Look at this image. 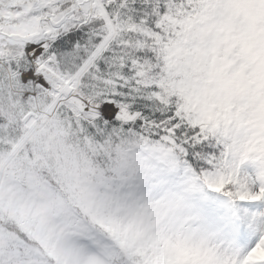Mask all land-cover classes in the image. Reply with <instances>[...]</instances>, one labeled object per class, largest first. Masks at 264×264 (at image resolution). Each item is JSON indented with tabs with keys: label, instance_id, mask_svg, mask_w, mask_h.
I'll list each match as a JSON object with an SVG mask.
<instances>
[{
	"label": "snow or ice",
	"instance_id": "obj_1",
	"mask_svg": "<svg viewBox=\"0 0 264 264\" xmlns=\"http://www.w3.org/2000/svg\"><path fill=\"white\" fill-rule=\"evenodd\" d=\"M19 117L103 138L128 179L159 187L186 161L264 200V0H0V120ZM156 227L138 221L139 264H203ZM229 264H264V234Z\"/></svg>",
	"mask_w": 264,
	"mask_h": 264
},
{
	"label": "trees",
	"instance_id": "obj_2",
	"mask_svg": "<svg viewBox=\"0 0 264 264\" xmlns=\"http://www.w3.org/2000/svg\"><path fill=\"white\" fill-rule=\"evenodd\" d=\"M23 118L0 120V166L15 145L28 133ZM209 147L213 148L219 161L220 154L224 151L223 145L211 144ZM114 161V150H110L103 138L82 135L70 124L57 125L48 122L7 168L10 185L16 192L13 202L31 198L40 188H46L47 191L39 197L38 202L44 211L51 214L64 213L67 222L78 219L93 231L111 239V233L95 222L96 203L90 207L91 200L86 190L91 186H99V192L106 196L108 206H111L112 201L116 204L130 203L129 193L121 189L116 181L118 174L115 172ZM213 170L203 164L197 167L191 162L180 161L168 173L184 176L194 185L197 180H203L206 172ZM204 192L212 199L218 193L226 194L224 191L211 190L207 186ZM10 205L11 202H7L5 206H0V236L14 235L17 240L7 242L4 252L8 253L19 246V241L44 252L42 246L12 213ZM110 241L115 244L113 240ZM139 246L137 244L133 250L116 246L111 264H139ZM48 258L51 264H57L52 258ZM11 261L13 258L0 251V264H10Z\"/></svg>",
	"mask_w": 264,
	"mask_h": 264
},
{
	"label": "rangeland",
	"instance_id": "obj_3",
	"mask_svg": "<svg viewBox=\"0 0 264 264\" xmlns=\"http://www.w3.org/2000/svg\"><path fill=\"white\" fill-rule=\"evenodd\" d=\"M40 122V125H37ZM45 120L31 117L26 118V123L31 129L33 126H41ZM36 128V127H35ZM34 128V129H35ZM20 144L17 146V148ZM16 148V149H17ZM15 149V150H16ZM15 152V151H14ZM13 155V154H12ZM7 157L0 167L5 170ZM229 163L232 162L230 158ZM260 165L257 161L249 159L240 165V172L249 176L258 173ZM118 171V170H117ZM119 172V171H118ZM167 182L163 187L176 189H191V201L193 208L202 210L209 221L217 230L219 240L228 252L235 257H242L248 250L251 242L257 236L264 234V200L245 201L236 199V204L228 195H218L216 199L210 200L203 193V182L191 186L184 177L177 178L174 175L166 177ZM121 188L130 194L131 205L116 204L111 207L106 205L105 196H99L96 187H92L88 193L91 198L90 206L97 203L96 222L103 228L112 232L115 242L124 248L133 249L137 243H142L138 234L137 224L143 217V209L151 191L155 192L157 187L144 184L141 181L130 180L122 175L118 178ZM205 184L208 183L205 181ZM211 188V187H210ZM5 192L8 193L4 203L15 198L14 189L9 186L8 179L5 180ZM43 193V190H40ZM99 196V197H98ZM10 209L12 213L21 220L22 225L28 229L38 242L59 264H109L115 253V246L109 244L110 240L98 232L93 233L91 229L78 220L67 223L63 215L46 214L37 204V196L22 198L14 201ZM246 210L244 217L243 211ZM242 224L246 225L247 233H242ZM14 236H0V250L8 241L14 240ZM14 261L11 264H50L46 256L34 247L27 244L17 246L7 254Z\"/></svg>",
	"mask_w": 264,
	"mask_h": 264
},
{
	"label": "clouds",
	"instance_id": "obj_4",
	"mask_svg": "<svg viewBox=\"0 0 264 264\" xmlns=\"http://www.w3.org/2000/svg\"><path fill=\"white\" fill-rule=\"evenodd\" d=\"M191 189H176L159 186L149 194L143 217L174 234V241L181 246L199 248L203 264H229L234 256L228 252L219 240L217 230L206 214L193 208Z\"/></svg>",
	"mask_w": 264,
	"mask_h": 264
},
{
	"label": "bare ground",
	"instance_id": "obj_5",
	"mask_svg": "<svg viewBox=\"0 0 264 264\" xmlns=\"http://www.w3.org/2000/svg\"><path fill=\"white\" fill-rule=\"evenodd\" d=\"M0 174V202H2L5 198H7L8 193L5 192V175L4 171H1Z\"/></svg>",
	"mask_w": 264,
	"mask_h": 264
},
{
	"label": "crops",
	"instance_id": "obj_6",
	"mask_svg": "<svg viewBox=\"0 0 264 264\" xmlns=\"http://www.w3.org/2000/svg\"><path fill=\"white\" fill-rule=\"evenodd\" d=\"M33 117H31V119H32Z\"/></svg>",
	"mask_w": 264,
	"mask_h": 264
}]
</instances>
